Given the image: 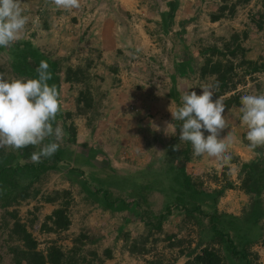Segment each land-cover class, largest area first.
<instances>
[{
	"label": "rangeland",
	"instance_id": "374dc122",
	"mask_svg": "<svg viewBox=\"0 0 264 264\" xmlns=\"http://www.w3.org/2000/svg\"><path fill=\"white\" fill-rule=\"evenodd\" d=\"M167 1L170 0H80L79 9L62 10L52 5L50 0H23L28 24L19 41H30L39 51H48V56L71 52L67 61L71 65L81 55L92 57L94 65L88 69L93 74L92 82L98 91L96 96L93 95L97 115L87 125L85 118L90 112L83 115L75 110L77 86L61 81V111L57 123L61 125L67 120V123L72 121L75 124V142L69 143L65 132L58 169L44 173L33 182L32 186L39 189L34 199L19 200L8 207L16 210L17 218L34 239L36 250L45 251L46 246L54 241L66 251L73 243L78 244L73 239L83 232L95 241L84 240L81 254L87 257L88 251L94 250L101 256L103 249H110L111 256L103 258L102 255L98 264H148L147 261L156 257L168 258L176 254L178 248L168 246L166 236L170 234L184 240L179 248L187 245V239H192L189 246L193 245L197 237L196 228L190 221L180 223L182 209L177 207L176 202V196L183 201L190 198L186 194H177L162 160L170 142L169 136L175 131L170 112L175 109V103L165 96L172 86L170 75L178 77L175 63L185 59L189 50L195 51L197 44L219 43L220 36L227 37L233 31L240 33L248 21L246 12L255 0L229 20L210 22L205 11L199 13V21L186 24L185 31L179 34L184 41H195L183 51V55H172L173 50L169 53L170 32L164 35L155 32L157 25L153 21L158 19L160 10L167 9ZM198 3L199 0H181L175 11L176 18L192 14ZM260 3L259 0L256 2L257 8L261 7ZM176 29L175 25L171 31ZM241 45L249 47L255 57H264V28L256 30L254 24L249 23L248 34L241 40ZM93 49H99L101 56L96 57ZM3 61L7 69L6 77L15 78L9 69L6 49L0 51V63ZM108 66L116 67L117 84H113L112 71ZM94 75L98 77L94 79ZM180 79L176 84L180 85L178 89L182 94L190 89ZM188 84L194 89L193 82ZM236 90L239 99L246 94L264 93V73L244 76ZM95 92L92 89V94ZM240 107L241 104L226 110L230 127L221 135L232 134L235 139L228 154L236 155L239 161H246L253 159L255 152L241 141L242 131L246 138L247 128L241 122ZM64 111H71V117L65 119ZM167 124L171 125L167 127ZM222 164L215 158L203 156L187 163L186 171L202 178L204 187H213L214 182L208 175L213 169L218 173ZM226 165L227 176L237 184L236 163L228 162ZM70 168H82L87 176L97 173L103 187L111 192L112 197L121 198L122 202L104 209L98 200L99 194L80 190L81 176ZM61 189L70 191V201L66 206L69 224L60 231L42 228L43 222L50 226L45 216L60 203L59 200L55 203L43 202L39 195ZM248 201L247 196L237 189H227L216 206L226 212L240 213ZM165 206H169L171 211L162 223L161 231L150 230L146 244L149 246L148 253H130L126 245L146 234L141 211H149L152 216L162 212ZM204 207L211 210L209 206ZM10 222L11 219L8 225ZM153 238L156 241L153 242ZM6 239L7 229H0V264H14L7 245L11 243L21 247L22 244L18 239ZM255 248L257 251L261 249L259 244ZM174 264H180V260Z\"/></svg>",
	"mask_w": 264,
	"mask_h": 264
},
{
	"label": "trees",
	"instance_id": "16d2710c",
	"mask_svg": "<svg viewBox=\"0 0 264 264\" xmlns=\"http://www.w3.org/2000/svg\"><path fill=\"white\" fill-rule=\"evenodd\" d=\"M251 0H199L194 7L192 14L176 18V9L181 0L167 1V9H162L158 13V19L153 22L157 25L155 32L162 35L169 33L171 46L169 53L183 55V51L191 47L195 41H184L179 37L185 31V25L199 21L198 14L205 11L207 20L216 22L220 19L229 20L235 16L237 11L247 6ZM252 3L246 12L248 21L246 26L240 29V33L233 31L229 36L219 37V43L211 42L204 45L197 44L196 50H189L186 58L175 63V71L178 77L170 75L169 93L166 99H173L175 108L180 105L181 93L178 89L181 81L186 82L189 92L195 91L197 95L202 94L200 85L205 83H218L215 95L222 98L226 110L234 108L240 104L237 93V85L244 80V76H249L256 72L264 73V57H255L249 47L241 45V40L246 38L249 30V23H253L256 30L264 28V0L261 1L260 8L256 7V2ZM209 6V8H208ZM211 6V7H210ZM83 7L80 10L83 11ZM81 13V11H80ZM117 21V20H116ZM178 29L171 31L173 26ZM45 26V25H44ZM7 50L9 57V69L15 78L27 77L36 78V68L42 60L49 64V71L52 79L48 83L60 87L61 81L69 85H76L78 88L75 96V110L77 113L85 115L86 124L97 115V105L93 95H97V86L92 82L93 74L89 72L90 66L94 65L92 57L81 55L80 59L73 65L67 63L71 57L68 54H54L48 56V51L41 52L34 47L30 41H17ZM96 57L101 56L99 49H93ZM5 62L0 63V73L6 72ZM112 71L111 80L117 84L115 76L116 67L108 66ZM181 76V77H179ZM98 77V75H94ZM99 77H101L99 75ZM98 79V78H97ZM177 80V81H176ZM189 82H193L194 89L190 88ZM92 89L94 94H92ZM97 102H98V98ZM215 99V97H214ZM96 105V106H95ZM71 111H64V118L71 117ZM67 121V120H66ZM61 122V126L68 134L66 140L74 143L76 139V127L72 121ZM180 121H173L172 125L176 131L175 135L169 136L167 149L163 152L162 160L166 165V171L170 181L175 185L177 194H186L190 199L183 201L176 196L177 207H181L182 216L180 223L191 222L196 228V239L192 246H189L192 239H187V245L180 247L183 239H177L176 235L166 236L168 246L178 248L176 254L168 258H159L147 261L148 264H174L180 260V264H264V151L262 147L252 149L255 156L251 160L239 161L236 155H230L229 162L237 165L236 178L238 183L233 182L227 175V165L222 164L221 170H212L208 178L214 182L213 187H204V181L198 175H191L186 171V164L198 160L203 156H194L190 142H182L179 139L181 126ZM55 126V125H54ZM205 132V136H207ZM241 141L249 144L242 131ZM48 141L46 140L45 143ZM178 145L179 150H173V146ZM251 149V148H250ZM38 149L28 146L19 151L0 149V229H7V239H18L22 246L8 244V251L11 252L14 264H98L103 258L111 256L110 249L105 248L102 255H97L94 250H89L88 255L81 254V245L84 242H94L95 238L79 232L73 239L78 244L73 245L63 251L59 245L52 241L46 246L45 251L36 250V243L30 233L16 216V210L8 207L19 200L34 199L39 193V189L32 184L44 173L58 169V161L61 160L63 146L51 158H42L40 163L31 161V154ZM206 156V155H204ZM70 170L80 174V190L90 191L99 194V202L104 209L115 207L117 202H122L119 197H112L111 192L103 187V182L98 178L97 173L87 176L82 168H70ZM41 180V179H40ZM227 189H237L246 195L248 202L241 208L240 213L226 212L217 208L218 199L223 196ZM40 200L46 203H55L59 200V206L51 210L45 216L49 220L50 226L45 222L42 228L60 231L67 228L69 219L66 215V206L70 201V191L68 189L53 190L49 193L39 195ZM140 197V196H138ZM144 200L143 197H140ZM202 205V207H201ZM204 206L211 208L208 211ZM9 209V210H8ZM171 209L165 206L163 211L150 216V212L142 210L140 217L144 219L143 225L146 234L132 239L126 247L130 253L146 254L149 246H146L150 230L161 231L162 223L166 220ZM11 219L10 225L8 221ZM203 220L205 222L203 223ZM153 232V231H152ZM152 234V233H151ZM127 239V235L125 236ZM85 240V241H84ZM156 241L153 238V242ZM256 244L260 245L258 251ZM262 254V255H261ZM96 261V262H95Z\"/></svg>",
	"mask_w": 264,
	"mask_h": 264
},
{
	"label": "clouds",
	"instance_id": "9594fccd",
	"mask_svg": "<svg viewBox=\"0 0 264 264\" xmlns=\"http://www.w3.org/2000/svg\"><path fill=\"white\" fill-rule=\"evenodd\" d=\"M22 2L0 0V48H9L22 38L28 24ZM50 3L62 10L81 6L80 0H50ZM35 71L36 78H7L0 73V149L19 151L33 146L38 150L31 154V161L40 163L42 158H51L58 151L66 133L57 123L60 92L55 84L48 83L52 79L48 62L42 60ZM199 88L202 94L186 90L180 97V105L169 109L173 121L182 122L179 139L191 143L194 156L206 155L226 164L231 159L228 152L235 138L231 133L221 135L230 125L225 116L226 106L215 95L218 83H205ZM240 104L249 148L264 147V93L242 95ZM173 150H179V146L174 145Z\"/></svg>",
	"mask_w": 264,
	"mask_h": 264
}]
</instances>
